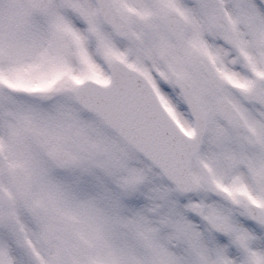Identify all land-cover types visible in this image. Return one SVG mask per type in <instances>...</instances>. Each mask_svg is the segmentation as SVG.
<instances>
[{
    "label": "snow or ice",
    "instance_id": "snow-or-ice-1",
    "mask_svg": "<svg viewBox=\"0 0 264 264\" xmlns=\"http://www.w3.org/2000/svg\"><path fill=\"white\" fill-rule=\"evenodd\" d=\"M29 131L71 173L0 190V264H264V0H0Z\"/></svg>",
    "mask_w": 264,
    "mask_h": 264
},
{
    "label": "rangeland",
    "instance_id": "rangeland-1",
    "mask_svg": "<svg viewBox=\"0 0 264 264\" xmlns=\"http://www.w3.org/2000/svg\"><path fill=\"white\" fill-rule=\"evenodd\" d=\"M56 138L57 134H49L45 131L41 138L35 139L29 132H26L22 140L19 142L22 153L19 157L13 155L11 150H5L4 148L0 149L4 154V161L10 165L9 167L20 166L25 170L28 182H30L28 169L29 163L47 164L48 166L43 169L44 174L53 178L57 182H63L64 179L70 175L71 169L68 166L66 169L59 171L54 163L55 161H53L54 159H52L54 150L50 148V144L54 142ZM0 140H3L2 136H0ZM15 145L16 138L13 136L9 149L14 148Z\"/></svg>",
    "mask_w": 264,
    "mask_h": 264
},
{
    "label": "flooded vegetation",
    "instance_id": "flooded-vegetation-1",
    "mask_svg": "<svg viewBox=\"0 0 264 264\" xmlns=\"http://www.w3.org/2000/svg\"><path fill=\"white\" fill-rule=\"evenodd\" d=\"M10 165L0 164V190H3L5 193L9 192V188H14L12 182L9 179V167ZM29 182H26L28 186Z\"/></svg>",
    "mask_w": 264,
    "mask_h": 264
},
{
    "label": "water",
    "instance_id": "water-1",
    "mask_svg": "<svg viewBox=\"0 0 264 264\" xmlns=\"http://www.w3.org/2000/svg\"><path fill=\"white\" fill-rule=\"evenodd\" d=\"M55 157L62 163L65 164L63 159L58 155V153L55 152ZM11 179L14 183L15 188H18L20 190H25V184H24V173L21 169H14L11 173Z\"/></svg>",
    "mask_w": 264,
    "mask_h": 264
}]
</instances>
